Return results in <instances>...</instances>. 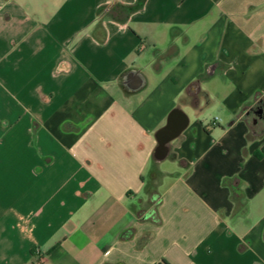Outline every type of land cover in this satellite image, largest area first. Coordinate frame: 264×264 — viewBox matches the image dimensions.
<instances>
[{"label": "crops", "instance_id": "crops-1", "mask_svg": "<svg viewBox=\"0 0 264 264\" xmlns=\"http://www.w3.org/2000/svg\"><path fill=\"white\" fill-rule=\"evenodd\" d=\"M0 264H264V0H0Z\"/></svg>", "mask_w": 264, "mask_h": 264}, {"label": "water", "instance_id": "water-1", "mask_svg": "<svg viewBox=\"0 0 264 264\" xmlns=\"http://www.w3.org/2000/svg\"><path fill=\"white\" fill-rule=\"evenodd\" d=\"M188 119L180 112L171 114L168 124L158 133L159 144L164 147L166 144L176 139L187 127Z\"/></svg>", "mask_w": 264, "mask_h": 264}]
</instances>
